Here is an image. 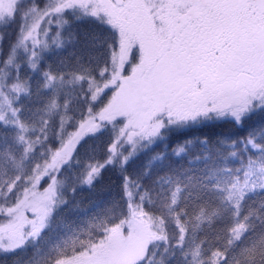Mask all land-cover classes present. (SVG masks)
<instances>
[{
  "label": "snow or ice",
  "instance_id": "snow-or-ice-1",
  "mask_svg": "<svg viewBox=\"0 0 264 264\" xmlns=\"http://www.w3.org/2000/svg\"><path fill=\"white\" fill-rule=\"evenodd\" d=\"M0 264H264V0H0Z\"/></svg>",
  "mask_w": 264,
  "mask_h": 264
}]
</instances>
